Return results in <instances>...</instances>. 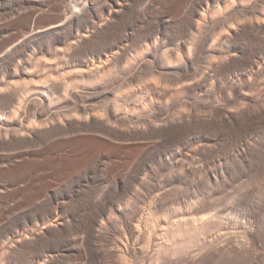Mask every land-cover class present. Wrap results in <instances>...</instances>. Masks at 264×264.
<instances>
[{"label": "bare ground", "instance_id": "obj_1", "mask_svg": "<svg viewBox=\"0 0 264 264\" xmlns=\"http://www.w3.org/2000/svg\"><path fill=\"white\" fill-rule=\"evenodd\" d=\"M259 130L264 0H0V264H264Z\"/></svg>", "mask_w": 264, "mask_h": 264}, {"label": "rangeland", "instance_id": "obj_2", "mask_svg": "<svg viewBox=\"0 0 264 264\" xmlns=\"http://www.w3.org/2000/svg\"><path fill=\"white\" fill-rule=\"evenodd\" d=\"M262 131H263V132H262ZM260 132H261V133H260ZM198 134H199V135H198ZM200 134H204V135H205V133H199V132H198V133H196V135L194 134V137H195L196 139H199L200 136H202V135H200ZM253 134H254V135H253ZM206 135L209 136L208 134H206ZM248 136H249V135H248ZM248 136H247L246 141H248L249 138H250L251 140L254 139L255 141H257V143H259V141H260V145H258V144H256V143L254 144L255 146L253 145V146H254L253 151H255V152H253V153H255V157L259 158V156H258V154L260 153L259 150H260V149H261V151L264 150V130H259V132L257 131L256 133H252L249 137H248ZM258 136H259V137H258ZM250 139H249V140H250ZM251 140H250V142H251ZM258 140H259V141H258ZM248 142H249V141H248ZM252 143H254V141H253ZM262 144H263V145H262ZM257 145H258V147H257ZM255 147L258 148L259 150H257ZM235 149H236V148H235ZM235 149H234V150H235ZM234 150L232 149V151H231V149H229V150L227 149V150H225V151H226V154H225L224 151H223V153H224V154H223V157L228 158L227 156H230V155L232 154V152H234ZM256 150H257V153H256ZM227 152H228V153L231 152V153L227 155ZM235 154H236V153H235ZM260 154H263V152L260 153ZM260 154H259V155H260ZM263 155H264V154H263ZM263 155L260 156L259 160H260L262 157H264ZM220 156L222 157V154H221ZM223 157H222V158H223ZM229 159H231V158H228V160H229ZM232 159H233V158H232ZM228 160H227V162H230L229 165H231L232 167L234 166V168L237 167V163H236V164L233 163L234 165H232V161H234V160H231V161H230V160L228 161ZM234 162H235V161H234ZM252 164H255V166H256L257 163H252ZM252 164H250V169H249V170H250V171H249L250 173L247 172L248 170H246V169H248V168L240 169V172H241V173H240V177H241V178L239 177V178H240L239 181H236L237 183L235 182L234 185L231 186V187H232L231 189H230V187H229V191H228V189H227L228 193L230 192L229 194L231 195L232 198H233V196L235 195V194H234V195L232 194L233 192H235V193L237 192L238 194L240 193V194H239L240 196L236 194L237 196L235 195V197H237V199H239V198L241 197L240 199H241L242 201H245V202H246V200H248V202H247L248 204H249L251 198H253V200L251 201V202H252L251 206L254 204V202H256V198H257V191L255 190L256 188H254V187H255V184H254L255 182H253V181H254V179L257 180L258 177H259L258 179H260V176L256 177V175H255L256 173L254 174L255 171H253L252 168H254L255 166L252 165ZM235 165H236V166H235ZM253 166H254V167H253ZM251 167H252V168H251ZM244 170H246V171H245V172H242V171H244ZM251 171L253 172V175H251V173H252ZM246 172H247V173H246ZM242 173H244V174L242 175ZM248 173H249V174H248ZM241 175H242L243 177H242ZM254 175H255L256 178L254 177V179H253V176H254ZM247 177H248V178H247ZM251 178H252V179H251ZM244 179H245V180H244ZM262 179H263V178H262ZM241 181H242V183H241ZM257 181H259V180H257ZM247 183H248V184H247ZM263 183H264V181H263ZM238 184H240V185H238ZM241 184H242V185H241ZM245 184H246V187L244 186ZM249 184H250V185H249ZM235 185H237V186H235ZM245 189H247L248 191L245 190ZM253 190H254V191H253ZM241 192H243L244 195H243ZM252 192H253V193H252ZM246 194H247V195H246ZM255 194H256V195H255ZM232 195H233V196H232ZM241 195H243V197H242ZM244 196H245V198H246V196H247L248 198L250 197V198H249L250 200L247 199V198H246V200H244V199H245ZM238 197H239V198H238ZM243 198H244V199H243ZM237 199H236V200H237ZM254 199H255V200H254ZM241 200H239V201H241ZM239 201L237 200L238 203H239ZM242 201H241V202H242ZM260 201H261V200L257 201L256 203H258V202L261 203ZM245 202H242V203L240 204V206H241L242 204L244 205ZM251 202H250V203H251ZM247 203H246V204H247ZM248 204H247V205H248ZM262 204H264L263 201H262ZM262 204H261V205H262ZM247 205H246V206H247ZM251 206H250V204H249V205H248V208H249V207L251 208ZM253 206H254V205H253ZM253 206H252L251 210L249 209V211H254V209H255V211H256L255 206H254V207H253ZM226 208H227V209H226ZM226 208H224V209H226L225 211L228 212V211L230 210V208H228V207H226ZM253 208H254V209H253ZM227 210H228V211H227ZM11 216H13V214H12ZM11 216H10V217H11ZM10 219H12V218H10ZM11 221H13V219H12Z\"/></svg>", "mask_w": 264, "mask_h": 264}]
</instances>
